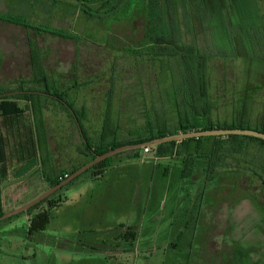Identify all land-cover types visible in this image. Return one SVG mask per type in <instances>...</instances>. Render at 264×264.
I'll return each instance as SVG.
<instances>
[{
  "label": "rangeland",
  "instance_id": "374dc122",
  "mask_svg": "<svg viewBox=\"0 0 264 264\" xmlns=\"http://www.w3.org/2000/svg\"><path fill=\"white\" fill-rule=\"evenodd\" d=\"M28 1L0 0V13L22 14L34 24L74 33L78 40L47 33L36 36L22 26L0 20V89L32 79V41L50 81L62 89L77 81L76 89L69 92L75 105L86 109L82 126L91 139L100 133L110 90L115 105L122 103L127 115H136L128 110L131 106L126 102L130 100L150 99L152 94L161 99L157 91L164 84H158V76L148 71L146 57L132 52L144 49V0L137 1L135 12L126 14L130 19L115 15L102 21L96 15L73 11L70 0L53 6L46 1ZM259 4L264 15V0ZM191 37L186 34L184 39L191 42ZM194 37L200 50L211 53L212 119L232 123L243 104L246 121L259 123L264 113V51H257L262 58L254 60L247 46L232 43L230 57H226L215 48L209 32L196 31ZM25 86L42 88V84ZM46 105L50 162L24 177L8 175L0 182V211L4 213L48 188L42 168L56 174L81 162L82 140L73 118L55 101H46ZM27 115L23 122H29ZM127 121L120 122L122 135L126 134ZM0 135L13 146L18 140L30 144L34 139L32 126L14 131L0 127ZM126 157L119 154L114 161H126ZM195 160L191 175L185 178L181 176L183 158L144 154L127 161L134 163L127 169L138 174L129 196L123 186L119 190L113 187L115 194L107 201L109 205L95 203L91 197L86 202H65L64 188L52 195L50 202L0 220V264H264V144L246 139L244 151H230V168H217L210 175L204 171V159ZM77 179L93 177L86 173ZM99 182H89L91 195ZM112 205L116 210L106 211L108 217L101 214L103 206ZM42 211L50 220L35 231L40 229L36 215ZM125 211L124 220L136 237L132 241L127 234L123 240L119 234L124 231L114 225L123 219Z\"/></svg>",
  "mask_w": 264,
  "mask_h": 264
},
{
  "label": "trees",
  "instance_id": "16d2710c",
  "mask_svg": "<svg viewBox=\"0 0 264 264\" xmlns=\"http://www.w3.org/2000/svg\"><path fill=\"white\" fill-rule=\"evenodd\" d=\"M23 1L30 3L28 0ZM32 1L36 3L46 1L53 6L62 0ZM137 1L70 0L73 11H79L86 16L96 15V18L101 21L115 15H123L121 17L130 19L127 15L136 11L139 4ZM48 11L51 9L48 8ZM142 19L144 49H133L132 52L138 53L135 56L139 58L146 57L147 61L144 62L147 63L146 68L158 76V84H164L157 91L161 99L157 100L154 97L155 94H152L153 91H149L152 94L150 99L126 102L131 106L128 108L129 112H136L135 116L133 113L127 115L122 103L115 105L113 96L110 95L112 90H110L108 99L105 101L97 139H91L85 132L82 121L87 117L86 109L84 106L78 108L69 92L76 89L77 81L74 80L73 85L65 89L56 82L50 81L41 64V54L30 41L33 77L30 80H21L14 88L0 89V94L16 92L0 97V127L14 131L32 126L34 139L30 144H24L23 141L18 140L13 146L0 135V182L8 175L14 178L24 177L50 162V153L46 152L48 134L45 121L46 101L50 100L65 109L77 125L82 140V149L79 153L84 156V161L69 171L65 172L61 169L56 174H52V169L42 168L41 176L48 188L93 159L95 153L102 154L122 145L149 142L158 137L176 133L215 128H247L264 132V113L259 123L246 121V106L243 104L238 107L232 123L230 121L219 123L212 119L211 113L215 103L211 97L209 82L211 53L200 50L194 40L196 31L209 32L215 48L224 56L230 57V46L232 43H237L240 46H247L254 60L257 58L260 60L262 57L257 51H264V15L259 0H144ZM0 20L22 26L36 36L47 33L64 39L78 40V35L74 33L53 28L48 24H34L22 14L0 13ZM234 30L236 34H233ZM184 34L191 35L192 41L187 42ZM27 83L42 84V88H27L25 86ZM260 88V86L257 87V89ZM140 93L143 92L140 91ZM242 102L246 103L244 100ZM25 113L29 117V126V122L22 120ZM125 118H128L127 125L124 127L126 134L122 135L120 122ZM252 125L255 127L253 128ZM246 139L257 140L264 144V140L259 138L231 134L193 137L165 142L156 148L149 146L147 148L149 152L156 151L154 156L159 158H183L185 168L182 169L181 176L187 178L191 175L196 157L204 159V171L208 175L213 174L217 168H230V151L237 154L244 151ZM230 142L234 144L232 149H230ZM119 154H131L133 158H136L145 153L143 148H138L110 156L81 173L52 195L57 194L86 173L91 174L93 178L101 176ZM52 195L26 212L42 202H50ZM3 213L0 211V215ZM36 220L40 229L35 231H40L48 224L50 217L46 211H42L36 215ZM126 234L134 233L128 231ZM126 234L123 235L124 238Z\"/></svg>",
  "mask_w": 264,
  "mask_h": 264
},
{
  "label": "crops",
  "instance_id": "0c3cea01",
  "mask_svg": "<svg viewBox=\"0 0 264 264\" xmlns=\"http://www.w3.org/2000/svg\"><path fill=\"white\" fill-rule=\"evenodd\" d=\"M127 157L126 161L125 159L119 160L117 158L116 161H114L112 163V165L108 168H106L102 175L97 177V178H93V179H82L79 181H74V183H72L71 187H65V192H66V201L68 202L69 200H77V201H82L86 202L88 197L92 198V201H94L95 203H105L107 205H109V203H107V201L111 200V197L115 194V189L119 190L121 187H127V194L128 196L130 194H133V181L134 179L137 178V173H133V169H127L128 166H132L134 163L133 161L131 162H127L130 161L131 159H133V157L131 156V154H125ZM148 155V154H145ZM156 157V156H155ZM79 158L81 160L80 163H82L84 161V156L82 154H79ZM159 158V157H157ZM127 162V163H126ZM78 163V164H80ZM92 180L94 181H100L98 183V187L93 189L94 191H96V193H93L92 195L89 193L90 191V187H89V182H91ZM114 187V188H113ZM93 191V192H94ZM88 193L90 195H88ZM96 195V196H95ZM86 200V201H85ZM115 205L113 206H103L101 208V214L104 215L105 217L107 216V212L106 211H111L114 212V210H116ZM94 208H98V206H94ZM126 212V211H125ZM101 215V216H102ZM127 212L126 215L123 217L122 220H116V223H114L115 226L119 227L122 231H124V233L126 234V232L131 231L130 226L128 225L127 220ZM120 230V231H121ZM132 233H134L132 231ZM124 234H119V236L126 241V239L123 236ZM130 240H134L135 237V233L134 234H130ZM129 241V240H128ZM133 244V243H132ZM131 244V246H132ZM118 246V244H117ZM118 254V253H117Z\"/></svg>",
  "mask_w": 264,
  "mask_h": 264
},
{
  "label": "water",
  "instance_id": "95a60500",
  "mask_svg": "<svg viewBox=\"0 0 264 264\" xmlns=\"http://www.w3.org/2000/svg\"><path fill=\"white\" fill-rule=\"evenodd\" d=\"M16 93L14 92H6L0 94L1 96L4 95H10ZM80 130V128H79ZM244 135V136H251L255 138H259L264 140V132L257 131L254 129H247V128H215V129H206V130H196V131H189V132H182V133H176V134H171V135H166L162 137H158L154 140H151L149 142H144V143H139V144H126L122 145L113 149H110L106 151L105 153L98 154L95 153L93 159L89 160L88 162L84 163L80 167H78L76 170H74L69 176H67L65 179L61 180L59 183L47 188L45 191L31 199L30 201L26 202L25 204L9 211L6 213H3L0 215V220H3L5 218H8L10 216L19 214L21 212H24L37 203L41 202L45 198L49 197L52 195L54 192H56L58 189L69 183L71 180L79 176L81 173L95 165L96 163L113 156L117 153H121L124 151L128 150H133V149H138V148H144V147H154L156 148L159 144L165 143V142H170V141H177V140H183L187 138H198L202 136H220V135ZM156 151L150 152L148 155L154 156Z\"/></svg>",
  "mask_w": 264,
  "mask_h": 264
},
{
  "label": "built area",
  "instance_id": "2783aa9c",
  "mask_svg": "<svg viewBox=\"0 0 264 264\" xmlns=\"http://www.w3.org/2000/svg\"><path fill=\"white\" fill-rule=\"evenodd\" d=\"M143 152L145 153V154H149L150 152H149V149L147 148V147H144L143 148Z\"/></svg>",
  "mask_w": 264,
  "mask_h": 264
}]
</instances>
